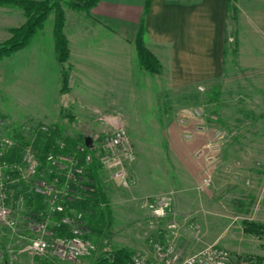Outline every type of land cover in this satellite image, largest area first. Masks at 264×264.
Segmentation results:
<instances>
[{
  "label": "rangeland",
  "instance_id": "obj_1",
  "mask_svg": "<svg viewBox=\"0 0 264 264\" xmlns=\"http://www.w3.org/2000/svg\"><path fill=\"white\" fill-rule=\"evenodd\" d=\"M58 2L65 14L70 8L66 0ZM26 22L22 8L0 4V45ZM54 24L52 11L22 49L29 53L25 69L13 68L7 57L0 59V135L29 134L37 123L58 124L63 136L74 139H96L121 128L130 148L129 153L121 148V170L128 183L120 185L102 174L111 217L90 257L80 261L33 257L17 253L24 246L22 240L15 243L5 236L0 248L6 255L0 264H93L112 261L120 249L148 256L153 241H172L182 255L221 247L232 254L234 264H264L257 261L264 258V233L255 236L243 230L244 221L264 226V87L253 86L251 80L247 86L246 79H239L238 86L223 87L219 97V82L209 91L199 85L202 90L188 103L167 100L160 90L157 100L141 103L140 111L121 109V96L111 95L107 102H77L58 91L62 65L55 50ZM180 104L190 106L194 115L185 127L179 121ZM96 106H102L100 111ZM68 110L70 120L65 117ZM208 176L209 186L204 184ZM167 196L172 206L165 216L157 217L146 207L149 200ZM25 228L20 233L27 234Z\"/></svg>",
  "mask_w": 264,
  "mask_h": 264
},
{
  "label": "crops",
  "instance_id": "obj_2",
  "mask_svg": "<svg viewBox=\"0 0 264 264\" xmlns=\"http://www.w3.org/2000/svg\"><path fill=\"white\" fill-rule=\"evenodd\" d=\"M145 4L100 0L89 12L65 9L72 66L69 98L107 102L111 95L121 96V109L140 111L141 103L157 100L160 90L167 100L188 103L199 85L209 91L219 82V97L223 87L238 86L239 79H246L247 86L264 87V0H235V15L228 0H152L146 16ZM143 19L145 45L161 64L157 75L143 70L137 58L135 40ZM26 53L21 50L7 60L14 62L13 68L25 69ZM188 107H178L184 127L194 117ZM200 131L205 133V128Z\"/></svg>",
  "mask_w": 264,
  "mask_h": 264
},
{
  "label": "built area",
  "instance_id": "obj_3",
  "mask_svg": "<svg viewBox=\"0 0 264 264\" xmlns=\"http://www.w3.org/2000/svg\"><path fill=\"white\" fill-rule=\"evenodd\" d=\"M56 125L37 123L31 133H18L21 140L15 135H0V246L7 236L15 243L24 242L17 253L80 261L93 255L97 246L82 236V212L70 208L78 198L75 189L86 188L87 171L94 161L99 163L103 174L126 185L121 148L127 153L130 148L125 133L117 128L93 138L91 147L84 143L67 149L65 136L54 138ZM40 136L52 140L44 152L37 144ZM211 182L210 176L204 180L207 186ZM37 199L42 200L43 208L37 209ZM171 206L168 196L153 198L146 205L157 217L165 216ZM63 226L70 235L57 234ZM23 227L27 234L20 233ZM5 255L6 251L0 248V258ZM128 264H234V259L221 247L182 255L172 241H153L150 255L133 253Z\"/></svg>",
  "mask_w": 264,
  "mask_h": 264
},
{
  "label": "trees",
  "instance_id": "obj_4",
  "mask_svg": "<svg viewBox=\"0 0 264 264\" xmlns=\"http://www.w3.org/2000/svg\"><path fill=\"white\" fill-rule=\"evenodd\" d=\"M100 0H66V3L73 10H80L89 12L94 6L99 3ZM235 0H228V8L236 14V8L231 6V3ZM13 4L22 8L27 17V22L18 29H13V37L5 44L0 45V59L4 57H10L16 52L25 48L30 40L35 36L37 30L46 21L48 15L55 11V24H54V39L55 50L57 53L58 61L62 65V89L61 93L67 95L70 93V86L72 80V66L69 64V46L68 40L64 34L65 26V14L58 0H0V4ZM152 0H146L144 15L146 16L151 9ZM144 19L141 21L137 37L135 40V47L137 51V58L140 67L150 75H157L160 73L161 64L159 60L147 49L145 45V26ZM214 112V111H213ZM215 114V113H214ZM66 118L72 119L70 111L68 110ZM58 130L54 133V138L60 137L63 134V129L60 125H56ZM20 140L19 134L16 135ZM39 137L37 144L41 147V151L44 152L49 145L48 138ZM65 141L68 144L67 149H73L76 145L84 144L85 137H65ZM43 146H41V145ZM86 151L90 152V149ZM18 152V151H17ZM88 182L86 188H76L75 192L78 198L70 204V208L75 211L82 212V236L93 242H96L98 238H101L106 230L108 220L111 217V210L109 207V201L106 197L104 187L101 182L102 169L97 161L88 168ZM37 209L43 208L42 200L37 199L35 204ZM243 230L246 234L261 236L264 233V226L260 223L244 221ZM58 235H70V231L67 227L63 226L57 230ZM132 253L126 249L118 250L112 261L107 259L98 260L93 264H128ZM258 262H264V258L257 257Z\"/></svg>",
  "mask_w": 264,
  "mask_h": 264
},
{
  "label": "water",
  "instance_id": "obj_5",
  "mask_svg": "<svg viewBox=\"0 0 264 264\" xmlns=\"http://www.w3.org/2000/svg\"><path fill=\"white\" fill-rule=\"evenodd\" d=\"M85 145L87 147H91V145H92V138L91 137H86L85 138Z\"/></svg>",
  "mask_w": 264,
  "mask_h": 264
}]
</instances>
